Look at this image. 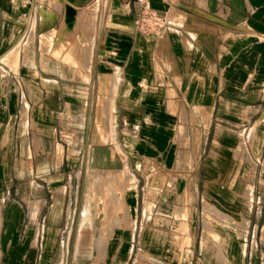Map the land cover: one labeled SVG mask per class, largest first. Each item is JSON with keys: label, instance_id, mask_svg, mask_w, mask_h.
Returning a JSON list of instances; mask_svg holds the SVG:
<instances>
[{"label": "crops", "instance_id": "crops-1", "mask_svg": "<svg viewBox=\"0 0 264 264\" xmlns=\"http://www.w3.org/2000/svg\"><path fill=\"white\" fill-rule=\"evenodd\" d=\"M147 1L166 20L150 34L135 26L138 0H0V198L12 226L0 264L45 263L44 247L72 230L82 244L87 227H68L70 216L99 207L75 193L49 202L38 184L48 161L29 132L88 111L111 116L108 151L93 162L131 174L110 232L91 242L115 247L109 262L264 264V0ZM10 164L31 169L25 190L12 189Z\"/></svg>", "mask_w": 264, "mask_h": 264}, {"label": "rangeland", "instance_id": "rangeland-1", "mask_svg": "<svg viewBox=\"0 0 264 264\" xmlns=\"http://www.w3.org/2000/svg\"><path fill=\"white\" fill-rule=\"evenodd\" d=\"M68 10L69 8H66L65 15L68 13ZM63 19L61 21L60 30L62 33L66 34L69 27H62ZM33 86L37 88L36 85ZM33 86L31 85L29 87L35 90ZM3 87L6 89L12 87L10 91L15 93L16 89H14L13 86L4 85ZM71 88L73 89V86ZM18 89L20 90V87ZM110 119L111 116L90 115L89 111L87 115L69 112L67 115H60L53 128L42 131V128L38 126L39 130L35 129L34 133L31 134L29 132L30 137H32V135L35 136L34 155L37 157L38 154L41 159L48 161L47 165H43L44 170H38V172L42 174V178H39L41 183L38 184L40 185L39 189L45 190V194L48 196L50 194L53 195V198H51L49 202L59 206H66L69 204V201H73V194L75 193V195H82L81 200L83 206L87 208L93 206L99 207L97 215L92 212H85L83 209L81 214H71L70 216L68 227H74L75 224L79 225V223L87 227L82 231L83 239L81 245L75 244L76 239H74V230H72V236L68 244L44 247L49 254L48 261L45 263H40L39 261L37 264H112V262H109V257L115 252V247L91 244V242L97 240H95V238H103L110 232L109 227L111 223L114 222L112 221L110 210L114 209L116 202L122 201L120 195L124 191V186L130 185L128 178H131V174L128 171V165L127 167L123 165L111 166L99 162L108 151L106 143L110 139L95 141V125L98 126L96 128L101 138L103 133L108 130ZM101 122L104 123L102 127ZM39 137L41 140H37ZM93 153L94 155L97 154L99 163L93 162L95 159ZM23 154L25 155V152ZM8 167L11 168V172L15 176L12 182V189H14L16 185H19L25 190L27 186L26 181L29 176L25 175V173H30L31 169L27 167V165L25 166V164L21 167L17 164H10ZM7 170L5 165H0V173L2 172L5 175ZM93 175H98V181L93 182ZM93 184L94 186L97 185V195L107 191L109 193L104 195V197L101 196L102 198H92L94 195ZM6 186V184L2 185L0 190H2V188L5 190ZM48 190L51 192H48ZM112 191H114V195L119 196L117 199L111 197ZM7 200V198H0V235L4 228L5 233L9 234L11 232L12 226L6 225L5 227L4 221H2V211L7 205ZM18 200L19 202L21 201L23 207L27 204L29 206H38L40 202L35 201L32 203L28 201L27 198H23V201L21 199ZM115 216L119 218L122 215L116 214ZM91 220L95 221L94 226L97 227L95 230L89 228ZM117 232L118 230L115 229V234ZM30 253L31 251L29 250L28 254L30 255ZM135 258L136 257L133 255L126 264H134ZM139 260V264H152L147 257L140 258Z\"/></svg>", "mask_w": 264, "mask_h": 264}, {"label": "built area", "instance_id": "built-area-1", "mask_svg": "<svg viewBox=\"0 0 264 264\" xmlns=\"http://www.w3.org/2000/svg\"><path fill=\"white\" fill-rule=\"evenodd\" d=\"M142 5L141 13L136 20L137 30L143 34H150L155 27H161L165 19L161 17L155 9L148 5L147 0H138Z\"/></svg>", "mask_w": 264, "mask_h": 264}, {"label": "bare ground", "instance_id": "bare-ground-1", "mask_svg": "<svg viewBox=\"0 0 264 264\" xmlns=\"http://www.w3.org/2000/svg\"><path fill=\"white\" fill-rule=\"evenodd\" d=\"M66 19H67V21L68 22H70L71 21V12H70V9L68 10V13H67V15H66ZM99 105H100V102H99ZM107 132V133H106ZM106 132H104L103 133V136L101 137V139H110L111 138V131L108 129ZM99 132L97 131V133H96V136H98V139L100 138L99 137V134H98ZM115 151V150H114ZM125 170V169H124ZM108 171V170H107ZM112 171V170H111ZM156 174V173H155ZM98 177V176H97ZM112 177V176H111ZM114 177V176H113ZM113 179V178H112ZM96 181H98V179L96 178ZM128 183V182H127ZM93 190H94V195L95 196H97V194H98V190H97V185H95L94 186V184H93ZM120 190V189H119ZM93 197V196H92ZM1 213V212H0Z\"/></svg>", "mask_w": 264, "mask_h": 264}]
</instances>
